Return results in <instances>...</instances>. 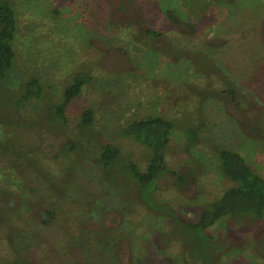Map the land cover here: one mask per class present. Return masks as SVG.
I'll list each match as a JSON object with an SVG mask.
<instances>
[{
  "label": "rangeland",
  "instance_id": "rangeland-1",
  "mask_svg": "<svg viewBox=\"0 0 264 264\" xmlns=\"http://www.w3.org/2000/svg\"><path fill=\"white\" fill-rule=\"evenodd\" d=\"M12 1L21 21L12 89L35 75L44 95L21 111L0 106V257L21 245L31 257L37 248L45 264L67 263L66 254L53 253L57 244L77 236L80 217L89 218L85 201L105 196L111 210L89 223L119 229L116 253L125 262L264 264V217L192 226L204 202L233 185L221 172L217 146L240 152L264 177V0ZM147 29L157 33L154 40ZM80 73L91 80L69 104L65 128L50 108ZM9 97L0 94V104ZM84 107L95 122L86 150L114 143L141 169L149 151L118 127L151 115L174 121L165 158L176 173L149 191V202L116 169L97 170L81 144V156L73 153L65 169L68 132L77 131ZM11 194L19 206H6ZM49 196L61 219L40 227L33 217L40 205H52ZM71 196L78 200L72 205ZM17 234L26 240L19 246Z\"/></svg>",
  "mask_w": 264,
  "mask_h": 264
},
{
  "label": "trees",
  "instance_id": "trees-1",
  "mask_svg": "<svg viewBox=\"0 0 264 264\" xmlns=\"http://www.w3.org/2000/svg\"><path fill=\"white\" fill-rule=\"evenodd\" d=\"M169 18L171 20L176 18L172 11H169ZM20 30V14L16 5L12 0H0V94L12 96L9 97L10 99L7 102H2L0 106L6 108L8 104H15L18 111H21L23 107L44 95L42 83L35 75L30 76L20 85L18 91L12 89L14 87L12 72L17 65L20 54L16 48ZM145 33L151 40H154L157 35L151 29L145 30ZM90 80L91 77L87 73L75 74L72 77L71 82L63 89L60 101L54 103L50 108L52 120H59L64 124L65 128L67 127L66 110L72 100L81 93L83 87ZM76 127L77 131L75 133L68 132L70 141L68 144H65L66 148L64 146L65 156L69 162L65 166V169L73 166L75 159L71 157L73 153L81 156V152L77 150L78 145L81 144L83 149L87 151L86 145L90 142V136L86 132L90 128L95 127L94 111L92 108H82L76 120ZM174 128V121L161 115L144 116L129 121L120 128L118 127L120 134L134 139L149 151V156L143 169L139 168L116 144L111 142L101 143L95 152L88 150L86 155L93 157L92 160L98 166L97 170H102L103 173L104 170L116 169V171L122 174L126 182L136 185L141 195L149 202V191L157 188L160 181L170 177L171 173H176L169 170L165 158ZM215 151L221 172L233 182V185L225 188L217 197L204 202L197 220L192 226L197 230H205L226 216L263 218L264 177L258 174L246 161L244 156L235 149L217 146ZM86 155L82 154V157H86L84 158L85 160L88 159ZM94 171L96 173V169ZM93 173L86 170L85 175H93ZM78 174L82 175L80 171ZM103 183L107 188L115 189V191L121 190V186L105 179ZM69 184L71 185L72 183ZM59 188L56 193L58 198L63 197L61 187ZM72 193L69 192V195ZM71 198L73 201L72 205L77 199L72 196ZM46 200H48V203H52V205H40L35 213L37 216L33 217V222L40 227H49L55 221L58 222L61 219L57 205L54 206L55 202H53V198L49 196ZM105 200V196H97L96 198L86 200V206L82 204L86 207L85 209L88 212L89 218L83 219V217H80L77 225V236H69L70 238L65 243L64 240H60L61 242L56 246V252H53L54 254H60L59 256L61 254L67 255L63 256L67 261V263L63 262V264H136L135 259H132L131 262H125L116 253V246L121 234L119 229L113 231L111 227L104 228L102 225L96 227L91 226L93 223H89L91 222L89 219H92L94 216H97L96 218L105 216L108 212L107 209L111 210ZM5 202L9 208L14 207L16 204L19 206L20 204L18 198L13 194L8 195ZM60 211L62 212V209ZM15 232L16 229L14 232H11L10 236ZM17 236L19 238L18 246L20 245V240L26 241L22 235L17 234ZM16 243H14L15 246ZM21 248V245L18 249L15 247L13 255L0 257V264L46 263L47 258H41L40 253L39 255L37 253V248H35V255L32 257L30 256L31 253L22 252L23 248ZM31 250L29 251L34 252ZM68 259L72 261L68 263Z\"/></svg>",
  "mask_w": 264,
  "mask_h": 264
}]
</instances>
